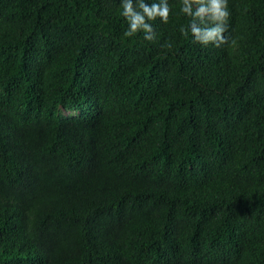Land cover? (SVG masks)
<instances>
[{
	"label": "trees",
	"instance_id": "trees-1",
	"mask_svg": "<svg viewBox=\"0 0 264 264\" xmlns=\"http://www.w3.org/2000/svg\"><path fill=\"white\" fill-rule=\"evenodd\" d=\"M0 264H264V0H0Z\"/></svg>",
	"mask_w": 264,
	"mask_h": 264
}]
</instances>
